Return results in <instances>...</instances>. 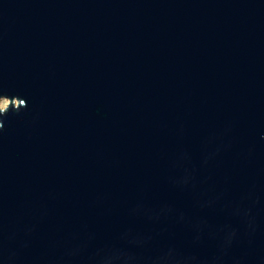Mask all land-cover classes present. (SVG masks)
<instances>
[{
    "label": "water",
    "instance_id": "95a60500",
    "mask_svg": "<svg viewBox=\"0 0 264 264\" xmlns=\"http://www.w3.org/2000/svg\"><path fill=\"white\" fill-rule=\"evenodd\" d=\"M0 264H264V0H0Z\"/></svg>",
    "mask_w": 264,
    "mask_h": 264
},
{
    "label": "rangeland",
    "instance_id": "374dc122",
    "mask_svg": "<svg viewBox=\"0 0 264 264\" xmlns=\"http://www.w3.org/2000/svg\"><path fill=\"white\" fill-rule=\"evenodd\" d=\"M8 100L0 101V109H4L8 105Z\"/></svg>",
    "mask_w": 264,
    "mask_h": 264
}]
</instances>
